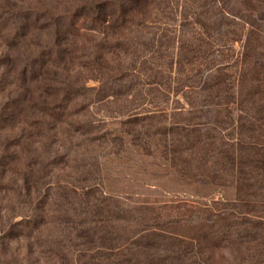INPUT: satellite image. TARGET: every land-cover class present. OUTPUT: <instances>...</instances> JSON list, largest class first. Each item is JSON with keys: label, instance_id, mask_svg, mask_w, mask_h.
<instances>
[{"label": "rangeland", "instance_id": "obj_1", "mask_svg": "<svg viewBox=\"0 0 264 264\" xmlns=\"http://www.w3.org/2000/svg\"><path fill=\"white\" fill-rule=\"evenodd\" d=\"M11 1L14 0H0V5ZM22 2L27 5L35 0ZM177 2L186 5L185 9L178 6L179 16L182 10H191L193 14L187 13V17L202 23L198 37H210L209 43L204 42L197 50L199 60L210 66L232 64L231 72L222 74L224 95L234 99L239 90L236 102L248 103L252 99L249 89L264 80V0ZM60 5L71 7L72 3L68 0ZM183 33L192 36L187 29ZM82 39L85 46L90 44L88 35ZM48 40L49 36L45 44ZM3 42L0 36V264H36L34 261L47 264L54 254L61 255V249L65 252L64 244L53 242L67 245L71 229L77 226L78 218L84 217L80 214L82 209L74 204L78 195L71 191L73 186L94 183V188H90L93 194L102 193L119 204L122 213L136 220L127 232L131 237L144 222L155 227V232L179 238L192 237L208 224L232 227H241L244 221L264 224L263 184L258 183V190L249 188L247 182L238 185L225 159L238 146L259 150L264 144V121L258 122V126L251 124L256 130L254 141L232 138L223 114L216 116L206 105H198L194 111L183 109L189 106L187 100L214 99L215 92L200 91L201 81L190 82L197 87L188 89V98L170 87L167 89V84L177 81L164 80L163 63L153 72L154 79H163V84L153 82L152 88L156 89L148 94L143 92L135 101V97L125 94H95V90L105 85L99 79L111 73L113 65H104L105 72L79 68L85 76L84 84L91 91L88 98L66 100L60 114H46L42 104L57 102L55 95L47 93L52 73L41 69L38 78L35 76L31 82H16L13 75L19 66L3 61L6 52ZM32 47L31 38H27L10 53L15 59L24 57L31 54ZM74 55L79 53L71 54ZM129 60L125 62L127 65ZM76 61H66L65 65L75 71L68 80L79 83L82 73L76 71L79 64ZM131 62L132 70L139 72L133 79L142 86L141 72L146 74L143 79H148L151 69L146 64L139 68L138 60ZM171 69L175 72H169L175 76L173 79L185 81L182 78L189 73L187 65H173ZM195 70L203 76L208 69L203 65ZM76 110L79 112L75 115ZM135 111L142 116H131ZM3 116L6 118L1 123ZM71 119L77 122L71 125ZM83 121L91 122L92 128L81 133L79 122ZM188 122L191 126L185 130L164 135L166 127L162 125L186 126ZM245 128L253 130L249 125ZM67 152L66 161L63 155ZM50 192L57 195L50 213L53 223L42 228L40 225L41 230L47 228V238L44 242L35 241L33 233L38 223L35 221L31 227L20 222L34 216L40 205L37 197ZM93 194H88L90 199L95 198ZM69 202L73 207L65 212ZM258 244L250 241L245 247L235 241L224 247L204 245L203 249L215 264H234L237 258L244 264H264V243ZM254 246H260V252Z\"/></svg>", "mask_w": 264, "mask_h": 264}, {"label": "trees", "instance_id": "obj_2", "mask_svg": "<svg viewBox=\"0 0 264 264\" xmlns=\"http://www.w3.org/2000/svg\"><path fill=\"white\" fill-rule=\"evenodd\" d=\"M67 1L35 0L34 3L25 5L22 0H14L0 5V36L6 48L2 57L5 63L19 66L13 75L16 82H31L41 69L44 73H52V82L47 85V93L55 95L57 102L53 105L42 102L46 114H60L65 108L66 100L88 98L91 91L89 92L90 88L83 82V70L105 72L104 65H113L112 72L99 79V82L105 85L95 90V94H125L135 97V101L139 96H143V92L148 94L150 90L156 89L152 88L153 82L163 84V79L156 81L153 73L158 64L163 63V67H166L162 73L164 80L177 81L176 84H167V89L170 87L176 94L182 93L184 98H188V89L197 87L193 83L190 85V82L201 81V85H198L200 91L209 94L215 92L214 99L200 97V102L187 100L189 106L183 107L184 110L194 111L198 105H206L216 116L223 114L226 117L227 127L232 130V138L240 140L243 137L254 141L252 138L256 130L251 124L256 123L254 125L258 126V122L264 121V116L259 115L264 113V80L254 81V85L249 89L252 99L248 103L236 102L239 90L237 97L227 98L221 87V83L225 82L222 74L231 72L232 64L210 66L199 60L197 50L204 42L209 43L210 37H198V33L202 31V23L187 17V13L193 14L191 10H182L181 16L178 15V6L185 9L184 3L181 6L177 0H69L71 7L60 5ZM183 29L190 31L192 36H186ZM85 35L90 37L88 46L84 45L82 39ZM48 36V44H45ZM27 38L32 40L33 47L29 49L31 54L15 59L10 53L11 50ZM73 52H78L79 55L71 56ZM83 58L86 61H83ZM74 59L79 63L76 71L82 73L79 76L82 81L79 83L68 80L74 76L75 71L65 65V62ZM128 59L130 60L127 65L125 62ZM133 60L139 61V68L146 64L148 69H151L148 79H143L146 74L141 72L142 86L133 79L139 75V72L132 70ZM173 65L188 66L189 73L182 78L184 82L173 79L175 76L169 73H175L171 69ZM203 65L208 70L201 76L195 69ZM79 68L83 70L79 71ZM61 72L64 73L63 76L60 75ZM144 84L148 86L145 87ZM217 89L220 91L217 92ZM78 112L76 110L73 114ZM4 116L1 117V123L6 118ZM131 116L142 115L135 111ZM75 122L77 119H71L69 123L74 125ZM87 122H79L81 133L92 128L91 122ZM185 125H162L166 127L163 130L164 135H170L175 130L179 133V130H185L191 123ZM247 125L253 130L247 131ZM230 145L233 146L234 142ZM233 150L225 155V159L237 184L245 185L247 182L250 184L249 188L255 190L259 188L258 183L264 186V144L256 151L241 146ZM68 155V152L63 155L66 161ZM94 186L93 183L71 187V191L78 195L74 204L82 209L80 214H84V217L82 220L81 217L78 218L77 226L71 229L67 245L65 242L58 243L53 240V244H64L65 252L61 249V255L57 257L54 254L47 264H215L209 252L203 249L204 245L224 247L236 241L246 247L250 241H256L258 245L264 243V224H250L247 221H244L241 227L208 224L192 237L183 238L173 237L162 231L155 232V227L144 222L139 231L131 237L127 232L136 220L132 221L129 215L122 213L119 204L106 199L102 193L93 194L90 188ZM46 194L37 197L40 205L35 215L27 216L20 222L31 227L35 225V221L38 223L33 233L35 241L43 239L44 242L47 238V228H41L49 222L53 223L50 213L54 210L53 204L57 195L54 196L53 192ZM88 194L95 195V198L90 199ZM72 205V202H69L65 212H68ZM254 248L260 252V246ZM243 256L240 255L241 258ZM35 262L37 264L38 261ZM244 263L245 261L237 258L234 264Z\"/></svg>", "mask_w": 264, "mask_h": 264}]
</instances>
